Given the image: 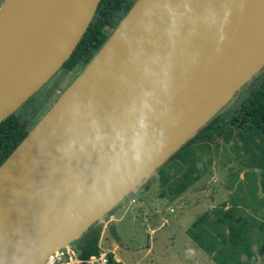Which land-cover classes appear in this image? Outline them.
I'll return each instance as SVG.
<instances>
[{
  "label": "water",
  "instance_id": "1",
  "mask_svg": "<svg viewBox=\"0 0 264 264\" xmlns=\"http://www.w3.org/2000/svg\"><path fill=\"white\" fill-rule=\"evenodd\" d=\"M100 0H3L0 122ZM264 66V0H136L0 165V264H41L135 193Z\"/></svg>",
  "mask_w": 264,
  "mask_h": 264
},
{
  "label": "rangeland",
  "instance_id": "2",
  "mask_svg": "<svg viewBox=\"0 0 264 264\" xmlns=\"http://www.w3.org/2000/svg\"><path fill=\"white\" fill-rule=\"evenodd\" d=\"M77 74L60 68L40 87L25 111V104L16 110L22 122L27 123L31 114L34 126ZM263 77L264 66L213 117L233 112ZM36 107L40 108L37 114ZM218 141L216 146L193 147L200 177L176 198H170L168 192L163 198L159 196L167 187L160 185L157 172L148 187L140 186L124 197L102 226L101 250L112 252L118 264H219L218 259L227 257L235 261L233 264H248L243 256L250 260L255 245L250 246L251 235L255 232L259 236L257 254L264 258V169L234 140ZM252 148L255 150L254 145ZM174 162L166 166H175ZM171 169L174 172L175 168ZM240 170H244L242 179ZM225 205L232 213H223ZM217 214L219 219L214 218ZM230 225L240 228L237 246L227 235Z\"/></svg>",
  "mask_w": 264,
  "mask_h": 264
},
{
  "label": "trees",
  "instance_id": "3",
  "mask_svg": "<svg viewBox=\"0 0 264 264\" xmlns=\"http://www.w3.org/2000/svg\"><path fill=\"white\" fill-rule=\"evenodd\" d=\"M135 1L100 0L85 33L61 68L79 73L98 52ZM31 128L24 125L18 112H14L0 122V165ZM218 139L226 143L230 142L231 139L234 140L250 156H255L252 159L256 160L257 164L264 169V77L258 80L232 113L227 116L211 118L157 169L160 185L163 188L167 187V190L161 191L159 196L163 198L168 192L170 198H176L197 181L200 177V171L196 170L198 154L194 155L193 149L196 148L193 147L199 146V144L203 147H205L203 144L210 146V143L216 146L219 142ZM252 145H254L255 150ZM201 147L197 148L200 149ZM171 161H175V166H166ZM172 167L175 168L174 172L171 169ZM176 173H179V175ZM152 180L153 177L151 176L142 186L148 187ZM116 207L107 213L105 219H107L108 215L114 213ZM227 214L229 213L226 212ZM102 226V223H93L78 239L71 243L79 257L85 259L99 253ZM111 229L114 237L117 238L113 225ZM239 231V227L229 226L228 235L236 246L238 245L237 238L240 236ZM108 257L109 264H118L114 260L112 253H109ZM218 262L219 264H233L235 261L233 259L229 260V257H227L225 260L222 258L218 259Z\"/></svg>",
  "mask_w": 264,
  "mask_h": 264
},
{
  "label": "built area",
  "instance_id": "4",
  "mask_svg": "<svg viewBox=\"0 0 264 264\" xmlns=\"http://www.w3.org/2000/svg\"><path fill=\"white\" fill-rule=\"evenodd\" d=\"M109 253L100 248L99 253L83 259L70 244L53 251L41 264H109Z\"/></svg>",
  "mask_w": 264,
  "mask_h": 264
},
{
  "label": "crops",
  "instance_id": "5",
  "mask_svg": "<svg viewBox=\"0 0 264 264\" xmlns=\"http://www.w3.org/2000/svg\"><path fill=\"white\" fill-rule=\"evenodd\" d=\"M243 172H244V170H240V173H239V175L238 176H240L239 177V179H242L243 178ZM214 200V199H213ZM131 201H134V198H132L131 199ZM213 202V201H212ZM229 207V205H225L224 206V209L222 210L223 211V213H226V212H228V213H232L231 212V208H228ZM249 209H251L252 210V208H249ZM250 210V211H251ZM215 213H217V212H215ZM218 215V214H217ZM228 215V214H227ZM232 215V217H234L233 216V214H231ZM218 217V219H219V215L218 216H214V218H217ZM264 230V229H263ZM262 230V231H263ZM228 233H229V229H228V231H227V235H228ZM254 235V236H253ZM251 236H253L252 237V241H251V245L250 246H253V244L255 243V245H254V252H251L250 254H249V257H250V260H248L247 258H246V256L244 255L243 256V258H245L246 259V261L248 262L249 261V263L248 264H251L252 263V261L254 260V264H262V261H263V259L264 258H260V254L258 255L257 253H258V250H257V246H256V241H258L259 240V236H258V234H255V232L251 235ZM100 248H101V246H100ZM112 253V252H111ZM113 255V254H112ZM114 257V256H113ZM115 260V259H114ZM116 262L118 261V259H116L115 260ZM245 262V260H242L241 261V263H244ZM246 262V263H247ZM240 263V262H239Z\"/></svg>",
  "mask_w": 264,
  "mask_h": 264
},
{
  "label": "flooded vegetation",
  "instance_id": "6",
  "mask_svg": "<svg viewBox=\"0 0 264 264\" xmlns=\"http://www.w3.org/2000/svg\"><path fill=\"white\" fill-rule=\"evenodd\" d=\"M257 82H258V81H257ZM55 85H56V84H55ZM55 85H54V86H55ZM37 93H39V92H37ZM34 95H35V97H36V94H34ZM34 95H33L31 98H29L28 101H26V102L24 103L25 106H24V108L22 109L23 111H25V109H27V108L29 107V103H31L32 100L35 98ZM247 95H248V94H247ZM247 95H246V96H247ZM39 109H40V108H37V107H36V110H35V111H36V112H35L36 114H37V112H39ZM35 113H34V115H35ZM231 113H232V112H231ZM30 116H31V114L28 116L29 119H26V121H28V122L25 123L24 125L29 126V127L31 128V127H33V124H34V123H33L34 118H33V117L30 118ZM22 121H23V120H22ZM23 122H24V121H23Z\"/></svg>",
  "mask_w": 264,
  "mask_h": 264
}]
</instances>
